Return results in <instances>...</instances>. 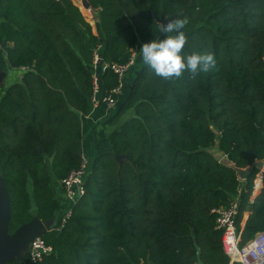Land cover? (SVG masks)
<instances>
[{"label":"trees","instance_id":"1","mask_svg":"<svg viewBox=\"0 0 264 264\" xmlns=\"http://www.w3.org/2000/svg\"><path fill=\"white\" fill-rule=\"evenodd\" d=\"M74 1L0 0V73L26 70L0 100L10 234L35 217L59 222L54 182L82 166L95 53L125 65L166 38L158 19L188 17L182 55L212 53L215 66L166 80L141 64L110 121L111 151L89 162L65 228L39 237L53 253L36 264H197V247L204 264H230L214 210L239 199L242 246L264 232V173L253 203L260 171L246 181L237 173L264 161V0H87L97 34L92 11ZM117 85L107 70L100 98Z\"/></svg>","mask_w":264,"mask_h":264},{"label":"built area","instance_id":"2","mask_svg":"<svg viewBox=\"0 0 264 264\" xmlns=\"http://www.w3.org/2000/svg\"><path fill=\"white\" fill-rule=\"evenodd\" d=\"M139 48L132 51L130 61L125 65L101 64L99 52L95 53L92 65L93 71V108L104 104L108 109H115L118 105L119 98L123 95L125 87V78L127 72L135 65ZM111 69L118 77V85L109 94L100 98L101 93V75ZM89 160L84 156L82 166L78 171L70 175L61 182L67 205L63 207V213L59 217L58 225L54 230L61 231L73 215L74 207L85 196V178L88 173ZM239 199H236L228 207L214 210L216 215L217 230L222 231V245L225 254L230 259V264H264V232L258 233L254 239L246 245H241V233L237 228V218L239 216ZM53 253L52 247L48 246L44 240L37 238L30 246L29 256L32 263L36 264L43 260L44 257Z\"/></svg>","mask_w":264,"mask_h":264},{"label":"clouds","instance_id":"3","mask_svg":"<svg viewBox=\"0 0 264 264\" xmlns=\"http://www.w3.org/2000/svg\"><path fill=\"white\" fill-rule=\"evenodd\" d=\"M166 20V23H159V32L164 34L166 38L154 39L144 43L140 48L143 63L155 75L166 80L180 78L185 71L193 76L198 71H210L216 63L214 54L193 52L186 57L182 55L187 43V35L184 29L189 23V18Z\"/></svg>","mask_w":264,"mask_h":264},{"label":"water","instance_id":"4","mask_svg":"<svg viewBox=\"0 0 264 264\" xmlns=\"http://www.w3.org/2000/svg\"><path fill=\"white\" fill-rule=\"evenodd\" d=\"M84 9L92 11L96 17V23H100L98 12H94L90 3L87 0H82ZM173 19V18H172ZM167 20L163 16L158 19V23H166ZM103 59H101V64ZM7 72L0 73V84L2 88L6 87L5 80ZM119 163L127 159L122 156L116 157ZM218 162H223V156L215 155ZM259 170L264 173V161L257 162L253 166L245 170H237L238 177L241 181H246L249 176L255 171ZM11 222V202L8 189L3 176L0 173V264H9L15 260L22 261L29 252L31 244L45 232L51 231L55 224L53 221H40L35 217L30 223L21 226L14 234H10L9 227ZM197 264H204L201 259V250L197 247Z\"/></svg>","mask_w":264,"mask_h":264},{"label":"crops","instance_id":"5","mask_svg":"<svg viewBox=\"0 0 264 264\" xmlns=\"http://www.w3.org/2000/svg\"><path fill=\"white\" fill-rule=\"evenodd\" d=\"M142 63H143L142 56L139 50L135 65L126 74L125 82H126L127 90H130V88L132 87L135 78L139 74ZM25 73H26L25 69L16 70V69L8 68L5 84L7 80H10L12 82L11 85L20 83ZM11 85L8 86L6 84L5 89L9 88ZM115 112H116L115 109H108L104 104H100L98 107L93 108L90 115L86 117H82L81 122H82V130H83V152H84V156L89 160V162L93 161L100 155L109 153L111 151L109 140H110V135L115 130V128L110 125V121L112 117L115 115ZM257 180L258 181L260 180L261 182L260 186H257L256 184ZM262 189H263V174L262 172H260V174L257 176V179L255 181V189L251 199L252 203L260 195ZM54 192L57 198L61 201V203L64 206H66L67 205L66 196L63 187L61 185V182L58 181L54 182ZM248 217H249V213L245 215L242 226H245ZM57 223L58 222L55 221L53 227H55Z\"/></svg>","mask_w":264,"mask_h":264},{"label":"rangeland","instance_id":"6","mask_svg":"<svg viewBox=\"0 0 264 264\" xmlns=\"http://www.w3.org/2000/svg\"><path fill=\"white\" fill-rule=\"evenodd\" d=\"M74 3L77 5V6H79L80 8H81V10L83 11L84 9H83V6L81 5L82 4V1L81 0H77V1H74ZM92 14H93V12H92ZM95 16L93 15V17L91 18H88V17H86V19L91 23V25L93 26V29H94V31H95V33H98V24L96 23V21H95ZM6 84L9 86V85H11L12 84V82L10 81V80H7L6 81ZM12 86V85H11ZM4 89L5 88H2L1 89V91H0V100H1V98H2V96H3V91H4ZM30 193H32V188L30 187ZM52 230V229H51Z\"/></svg>","mask_w":264,"mask_h":264}]
</instances>
